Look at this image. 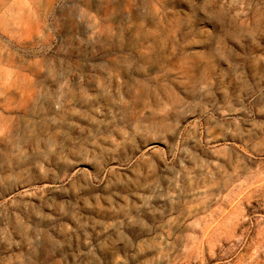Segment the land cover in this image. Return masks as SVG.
I'll return each mask as SVG.
<instances>
[{
    "label": "rangeland",
    "instance_id": "374dc122",
    "mask_svg": "<svg viewBox=\"0 0 264 264\" xmlns=\"http://www.w3.org/2000/svg\"><path fill=\"white\" fill-rule=\"evenodd\" d=\"M264 264V0H0V264Z\"/></svg>",
    "mask_w": 264,
    "mask_h": 264
},
{
    "label": "crops",
    "instance_id": "0c3cea01",
    "mask_svg": "<svg viewBox=\"0 0 264 264\" xmlns=\"http://www.w3.org/2000/svg\"><path fill=\"white\" fill-rule=\"evenodd\" d=\"M15 264H18V263H15Z\"/></svg>",
    "mask_w": 264,
    "mask_h": 264
}]
</instances>
